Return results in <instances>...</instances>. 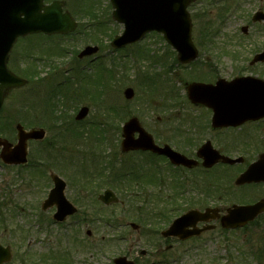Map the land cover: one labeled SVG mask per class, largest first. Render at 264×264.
<instances>
[{
  "label": "rangeland",
  "instance_id": "rangeland-1",
  "mask_svg": "<svg viewBox=\"0 0 264 264\" xmlns=\"http://www.w3.org/2000/svg\"><path fill=\"white\" fill-rule=\"evenodd\" d=\"M65 1L67 2L66 8L71 10L73 14L78 17L77 19L79 23H82V26L87 24L92 27L93 24L90 22H92L93 18L90 17V15L96 13L98 14V20L103 22L101 27L105 28L106 33L109 28H114L117 34L122 33V24L115 22L113 19L111 21L108 20L112 11V7L108 5L109 0ZM189 10L191 14L198 12L197 21L194 20V41L199 49V46H202L204 43L203 50H200L201 57L197 60L202 64L194 65L193 68L197 67L202 69L204 68L203 64H206V60H209L210 62H220L223 67L222 69L226 71V73H232L231 62L233 58L230 55L222 53L219 47L227 45L228 50L231 52L235 51V53L237 50L243 56L242 59H248L251 56V49L255 48L256 42L260 46H264V25L262 23L254 24L251 20L255 11L264 10V0H198L190 6ZM87 15H89V18H87ZM243 25H249L248 34L246 36L251 40H246L244 45L238 48L235 39L237 35L243 34L241 31ZM207 26H212L213 30H210L215 34L214 41L216 45L214 49L210 48L212 50L211 52L204 51L206 50L204 46L207 47V41L213 38H204V30L202 29ZM219 29L221 32L217 34ZM106 33H100L99 35L97 32L93 33L95 37L98 35L99 39H97L96 42H91L90 39L86 42L82 32L75 33L68 37L55 36V38L48 43H52L53 41L62 43L63 46L68 47L69 52L64 58H54L56 63L54 68L46 66L40 69V76H46L47 81L36 85L38 91L47 94L49 88L52 87L51 85H55L59 80H67V78L64 77L73 73V70L76 69L75 67L80 62H82L81 65L85 66L86 69L91 68V66L88 65L90 63L93 65V56L79 59L76 52L80 51L87 44L96 45V43H100L101 45L97 44L100 47L101 54V58L98 61H104L100 64L105 65L106 63L105 66L107 67V65L112 64L114 59L119 62L118 71L120 73L117 78L120 79V81L111 89V93L107 96L109 100L106 101L104 99L103 102H100V105H95L94 103H89L85 98L84 100L78 99L79 104L76 106V100L66 103L65 97L61 95L55 101L58 104V111L62 113V115L66 113L75 116L76 110L81 106H89L90 114L81 122L82 124H80V126H87L89 121L97 120L98 124L107 125L106 136L109 135L110 139L117 138V134L119 133V130L116 126L114 127V124L116 123L120 127L124 120L129 118L132 114H135L139 117L142 124L153 133L157 140L159 138L161 140H170V109L178 108L179 105V108H189V102L178 101L179 103H174V101H170L167 98L164 101L162 100L164 97L163 94L160 96L143 92L141 94V91L137 88L136 78L138 74H136L135 71L136 69L137 71H139V69L141 70L140 78L144 73L149 72L152 74L154 71H161L163 69V62L167 64L173 62V57L175 56L174 50L166 46L167 43L162 35H154V33H151L141 42L134 44L129 50L117 52V50H113L111 47V39L108 38ZM37 39L38 37L34 36L20 40L15 47L13 57L15 59H20V56L24 54L23 52L27 46ZM199 41L201 44H199ZM143 45H147L150 49L152 48V50H155V55H158L155 65H150V61H148V59L144 60V58H141V61H137L133 52ZM134 53L136 54L137 52ZM233 54L234 53L231 55ZM149 60H151V58H149ZM94 68L93 66V72L95 70ZM89 71L91 72L92 69ZM124 71H127L126 74L128 76L122 75ZM169 75L170 76L165 81L166 85L164 86L169 88L173 87L175 84L183 95V83L184 81H189L187 80L189 77L186 75V71L178 69L176 75L173 73ZM200 76L203 78L207 77L205 75ZM72 80L74 83L79 81L76 76L73 77ZM128 86H132L136 91L135 97L131 100H126L123 96V90ZM29 87L30 86H28L26 90H12L9 93L5 100L2 113L0 114V125L6 124L5 132L0 131V136L11 142H15V125L18 122L22 124L25 123V126L27 125L26 123H28L30 126L45 128L47 137L44 142L29 143L30 162L31 164H40L41 167L43 166L44 168L42 167L41 169L45 175L43 174L39 179L35 175L31 177L34 167H27L21 170L20 166H7L0 160V202L8 201V204L3 206V214L7 218V227L4 228V226H2L0 228V243L11 247L13 257L8 264H27L22 262L24 260L22 255L25 254L27 250H29V255L33 253L34 261L37 260L35 254L39 257L44 255L50 256L52 255V251H60L62 254L67 255L66 251L69 250L72 258L66 264H111L113 258L120 255H127L131 258H135L138 264H156L157 261L162 259L160 254L163 253L167 255L169 259L181 256V259L172 264H264V216H262L256 224L250 225L246 230L239 229L223 233V231L219 229L210 234V236L206 235L207 237L205 239L192 242L191 244H193L194 248L191 250L184 251V247H191L189 246L190 244H184V246H179L174 250L167 251V244L164 243L163 238L158 232L159 230L165 229L170 223L166 219H157L155 223L157 227L155 225V230L153 225L146 226L148 223L144 225L138 220L136 215V212L141 210H138L129 203L130 198L128 195L130 190L127 189L126 192L124 189L123 191L125 187L120 183H115L116 168L118 171L120 170V166L122 165L121 161L125 162L128 170L131 171L133 163L136 160L145 159L146 161L147 158L150 159V156L138 153L122 155L119 149V143L118 145L113 143L111 148L109 147L108 149L104 146L103 150H101L102 147L96 146L95 142L89 144L88 140H84L79 147L73 145L65 148L66 151H71L73 154L79 152L84 154H78L81 156L76 155L75 158H71L74 156L70 157L66 155L67 162L64 161L60 163V155H54L58 154V152L53 153L52 151L47 155L48 148L52 147L51 141L54 140L55 129H51L54 126L48 123L46 118L43 120L41 117L46 103H44L42 108H39L37 113L31 114L24 108L22 111L20 102L26 97L27 92L30 91ZM66 88L69 89L68 87ZM96 92L97 91L94 89L93 94ZM74 94L76 96V93ZM31 95L32 94L26 97L27 101L30 99ZM49 96L50 95H46V99ZM113 104L122 107L121 116L117 115V117H115L112 108ZM109 122H111L112 125H108ZM40 123H43V126L38 125ZM103 134L105 135V133ZM167 142L170 143V141ZM85 143H87L88 146H86ZM93 149L96 152H102L103 156L105 154V157H102L103 160L93 152ZM42 150H44L45 154ZM88 151L94 156H86V152ZM103 151H105V153ZM45 164L49 166H45ZM105 166H108L107 170H105ZM127 167L125 166L123 169L127 170ZM139 167L143 166L140 165L138 168ZM20 170L25 177H17L18 171ZM25 171L28 175L25 174ZM101 171H104L103 177L97 175L92 181L88 180V173L93 174ZM51 172L59 174L66 180L68 184L66 189L67 197L79 208L80 217L72 219L67 223L68 225L65 226L52 223L45 226L41 223V220L44 218H52L54 212V208L45 211L41 208L43 200L52 187V181L50 179ZM136 176L139 175L136 174ZM106 188L112 189L124 203L120 204V206H105L98 198L96 199L95 195L97 197V194L102 193ZM158 188L147 186L146 191H144L141 184L135 185L133 188L134 194L137 196L136 202H138L135 204H137L139 208H142L148 203L147 207L149 210H146L148 212H144L145 221L148 220V216H155L156 212L160 211L159 208L162 209L163 207L162 210L166 211L168 207L171 206V197L176 191L171 188L170 180H167L160 191H158ZM159 196L162 197L159 199V202H162L163 205L158 206L157 209H153L155 207L154 202H157ZM263 196L264 186L243 191L226 189L222 193H213L211 191L210 196L206 198L204 195L200 196L199 194L188 193L182 198H179L178 204L180 208L174 213L172 211L170 214L172 217L170 222L175 217L194 207L191 202L192 199L201 200L202 198L203 200L205 199V206L214 203L222 209H226L231 204L238 203L237 200L243 201V197L249 200L259 199ZM153 197L155 200L152 202L151 199ZM190 197H192V199ZM173 198L176 200L175 197ZM143 200L146 203H144ZM188 202L191 203V205L188 204ZM15 206H19V211H16ZM107 207L113 208L107 209ZM94 212H96L95 214L97 216L104 217L102 219L108 217L106 216V212L114 213V222L118 223L117 227L113 229L112 225L105 227L104 223H102V225L95 223L93 221V219L96 218L94 217ZM163 215H166V212L160 214V216ZM83 217L86 218L85 221H81ZM131 222L138 224L139 229L135 230L130 227L129 224ZM157 228H159L158 231ZM87 230L92 231L90 236L87 235ZM114 233L124 234L125 239L121 242L112 240V238H114ZM75 235L76 241L82 240L83 242L82 245L76 249L74 244L72 245L70 239ZM76 241H73V243H76ZM142 250L147 251L146 255L141 254ZM253 251H255V253H253ZM256 253L258 256H261L259 258H262L260 261L253 255Z\"/></svg>",
  "mask_w": 264,
  "mask_h": 264
},
{
  "label": "water",
  "instance_id": "water-1",
  "mask_svg": "<svg viewBox=\"0 0 264 264\" xmlns=\"http://www.w3.org/2000/svg\"><path fill=\"white\" fill-rule=\"evenodd\" d=\"M192 1L194 0H111L114 7L113 17L125 24V31L122 35H117L112 44L122 47L140 40L149 31L157 30L162 32L178 51L181 62L188 63L194 60L198 51L192 40V20L188 11ZM62 5L61 1L44 5L43 0H0V109L8 89L26 83L25 79L7 68L9 53L17 38L37 32L67 33L75 29V21L68 12L63 13ZM253 20H264V12L258 11ZM247 28L243 27L244 30ZM97 50V47H87L80 56L93 54ZM187 88L189 98L193 102L203 103L215 109V125L224 122L237 123L243 119L264 115V80L243 77L230 82L219 80L215 85L194 82L188 84ZM125 95L131 98L134 95L133 89H126ZM87 113L88 108H82L77 119L84 118ZM17 129L19 142L14 147L8 141L0 139V146H3L0 156L6 163H25L27 140L45 137L43 129L26 131L20 124L17 125ZM136 131L141 133L139 139L134 138ZM124 133L123 151L152 149L167 154L173 162L188 163L186 157L173 151L169 146L159 148L155 145L152 137L140 127L136 118L126 124ZM219 157L223 156H210L205 164L211 166ZM223 158L225 161L229 160L228 157ZM261 158V161L250 166L238 183L264 180V167H259L261 162H264V155ZM53 180L55 187L44 205L57 203L59 207L56 217L63 220L66 215L74 213L76 208L65 197L66 183L56 175H53ZM100 199L105 203L117 200L109 190L105 191ZM263 211L264 199L250 206L235 205L228 209V214L222 218V224L225 227L241 226ZM206 219L208 211L206 213L190 211L174 220L163 235L188 238L196 231L187 230V227ZM10 259V249L0 245V264ZM115 263L134 264L133 261H128L127 257L117 258Z\"/></svg>",
  "mask_w": 264,
  "mask_h": 264
},
{
  "label": "flooded vegetation",
  "instance_id": "flooded-vegetation-1",
  "mask_svg": "<svg viewBox=\"0 0 264 264\" xmlns=\"http://www.w3.org/2000/svg\"><path fill=\"white\" fill-rule=\"evenodd\" d=\"M45 2L49 3L50 1L45 0ZM66 5L67 2L65 1L64 10H67ZM247 34H239L236 36L235 42L238 44V48L243 46L246 40H251L246 36ZM210 35H213V33L211 32ZM204 48H206V52H211L210 48L214 49L215 46L209 45L207 47L204 46ZM219 49L222 53L232 56V73H226V71L222 69L223 67L220 62H210L206 60V64H203V70L198 69L205 72L207 78L197 81L215 83L218 79H226L229 81L244 76L264 79V46H260L256 42L255 48L251 49V56L248 59H242L243 56L237 50L236 53L235 51L231 52L227 49V45L219 47ZM232 53L234 54L231 55ZM13 54L14 50L12 51L9 63L12 61ZM99 58H101V54L97 53L93 55V63L98 61ZM20 63H26L33 67L35 65L40 66L41 62L33 58H31L29 62H25L24 58L21 57ZM197 64L201 65L202 63L195 61L180 67L182 70H194L195 68H193V66ZM183 93L186 95L185 87ZM189 106V108L178 107L170 109V140H161L159 138L158 141L155 139L157 144L161 146L169 144L173 150L196 161L195 165L189 167L177 164V162L173 163L165 155H157L156 164L159 165L158 170L160 173H169L171 175V181L173 180L172 185L175 186L173 188H177V186H179L178 182L181 181V194L194 193L200 196L204 195L206 198L210 196L211 191L213 193H222L226 189L243 191L264 186V182L235 185L237 177L264 153V117L255 120H247L239 125L214 126V111L211 108L191 102H189ZM167 141H170V143ZM212 149L230 158H238V160L234 163L219 160L213 166L207 167L204 161L207 156L214 155V150ZM143 153L150 154V152L146 151ZM190 198L192 199V197ZM204 200L202 198L201 200L192 199L191 202L194 206L192 208L204 210L208 207L205 206L206 202ZM250 202L251 201L240 203ZM188 204L191 205L189 202ZM210 205L211 207L217 206L214 203H210ZM219 209L221 212H224V209L221 207H219ZM213 223L216 225L215 228L204 231L200 236L192 237L188 241L181 242L173 237L165 239L164 242L167 244V247L174 250L179 246H183L186 242H194L198 239L206 238V235L210 236V234L221 228L219 221ZM206 225L207 223L198 224L199 227H204Z\"/></svg>",
  "mask_w": 264,
  "mask_h": 264
},
{
  "label": "trees",
  "instance_id": "trees-1",
  "mask_svg": "<svg viewBox=\"0 0 264 264\" xmlns=\"http://www.w3.org/2000/svg\"><path fill=\"white\" fill-rule=\"evenodd\" d=\"M96 20V21H95ZM95 21L94 23V28L97 30V29H100V26H101V21L98 20V16L97 14H93V22ZM17 71L20 72L21 74H23L26 78H29L31 77L30 76V69L29 68H23V69H18L17 68ZM158 79L155 78V77H152V76H147L144 80V85L145 86H149V87H155V84L157 83Z\"/></svg>",
  "mask_w": 264,
  "mask_h": 264
}]
</instances>
